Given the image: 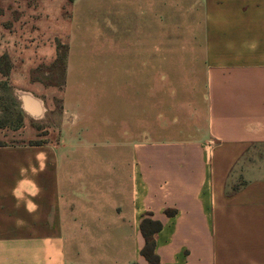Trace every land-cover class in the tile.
Listing matches in <instances>:
<instances>
[{
  "label": "crops",
  "instance_id": "0c3cea01",
  "mask_svg": "<svg viewBox=\"0 0 264 264\" xmlns=\"http://www.w3.org/2000/svg\"><path fill=\"white\" fill-rule=\"evenodd\" d=\"M184 1L194 23L188 37L201 39L208 72L204 121L165 141L123 147L115 112L101 122L100 114L86 117L82 98L22 94L28 120L49 113L46 130L57 139L0 146V264H150L142 255L146 220L161 224L153 234L159 264H264V0ZM12 3L37 15L11 29L0 21V55L11 57L13 85L29 88L56 86L63 49L67 84L82 85L75 55L93 53L82 46L88 31L98 44L114 41L115 54L148 53L150 6H165L0 7ZM89 3L92 15L81 13ZM129 38L140 47L116 46ZM35 136L31 127L28 140Z\"/></svg>",
  "mask_w": 264,
  "mask_h": 264
},
{
  "label": "rangeland",
  "instance_id": "374dc122",
  "mask_svg": "<svg viewBox=\"0 0 264 264\" xmlns=\"http://www.w3.org/2000/svg\"><path fill=\"white\" fill-rule=\"evenodd\" d=\"M184 2L165 0V6L159 11L150 6L146 54L138 53L140 48L130 49L134 53L115 54L114 41L110 46L111 40L107 37L98 44L97 39L91 38L92 32H85L83 49L93 53L75 55V66L86 79L81 81L82 85H68L63 76L66 49L61 52L60 66L55 73L58 75L54 80L56 86L40 88L13 85L11 57L0 55V145L57 139L46 130L52 123L49 113L47 119L28 120L20 98L29 91L35 98H82L86 117L91 112L94 117L100 114L101 122L108 113L115 112L117 140L123 147L127 143L165 141L203 122L210 97V87L206 85L208 72L201 69V39L188 37L194 23L189 22L190 12ZM89 4L81 8V13L92 15L93 6ZM27 10L19 3L0 7V21L9 29L14 27V21H20L23 26L28 21L24 19L27 14L37 17ZM125 42L128 47H140V39L134 38L116 40V46H125ZM55 106L58 110L60 103L55 102ZM31 127L36 136L28 140ZM120 154L124 150H119ZM249 158H245L244 166Z\"/></svg>",
  "mask_w": 264,
  "mask_h": 264
},
{
  "label": "trees",
  "instance_id": "16d2710c",
  "mask_svg": "<svg viewBox=\"0 0 264 264\" xmlns=\"http://www.w3.org/2000/svg\"><path fill=\"white\" fill-rule=\"evenodd\" d=\"M1 146V145H0ZM161 229V224L152 220H146L142 225V232L146 240L142 255L150 264H159V257L155 254V242L153 234Z\"/></svg>",
  "mask_w": 264,
  "mask_h": 264
}]
</instances>
